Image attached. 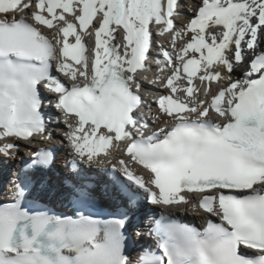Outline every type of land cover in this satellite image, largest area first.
Masks as SVG:
<instances>
[{"label": "snow or ice", "instance_id": "snow-or-ice-1", "mask_svg": "<svg viewBox=\"0 0 264 264\" xmlns=\"http://www.w3.org/2000/svg\"><path fill=\"white\" fill-rule=\"evenodd\" d=\"M151 64L163 91L149 131L136 113ZM42 90L73 159L107 160L127 199L113 218L52 215L26 210V185H16V202L0 205V264H264V0H0L5 161L19 142L52 139ZM110 149L122 155L113 161ZM53 163L41 148L32 171ZM93 194L89 182L72 184L78 205ZM141 194L205 222L162 214L148 229L155 249L132 258Z\"/></svg>", "mask_w": 264, "mask_h": 264}, {"label": "bare ground", "instance_id": "bare-ground-1", "mask_svg": "<svg viewBox=\"0 0 264 264\" xmlns=\"http://www.w3.org/2000/svg\"><path fill=\"white\" fill-rule=\"evenodd\" d=\"M182 2L187 3L188 0H182ZM191 15V13H189ZM180 21H177V24L179 25ZM165 45L167 46V38H165L163 41ZM151 71L145 72L142 74L140 78V83L142 84V91L140 92L141 97L143 98V92L145 90H151L153 94H160L163 90L159 88L158 85H149V77L154 78L155 69L156 66L154 64L150 65ZM56 76H59L58 73L55 72ZM144 77H147L145 79ZM50 98L53 100V97L50 96ZM144 100V99H143ZM146 103L144 106L147 107L149 104L152 105L150 116L144 117L142 114H139L138 116H142L145 121H147L149 125V129L155 128L156 123L154 122V117L157 115V110L155 108L154 102H152L151 99L145 100ZM53 114L55 115L54 119H57L59 113L54 108V106L51 108ZM149 110V109H148ZM53 119V120H54ZM66 130L65 125L61 122H55L51 121L48 124V133L51 134L52 139L50 140H43L40 138L33 139L32 143L26 144L24 142H19V147L17 150V155L14 160H7L5 161L2 156H0V182L5 180L4 178L7 177V175L11 172V169L15 167V165L18 163L19 159H21L24 154L23 152L30 153L33 150L34 146H45V145H56L58 156L57 160L52 164L51 168L47 171H45L43 174L39 176V182L37 185H33L32 189L30 191L31 195H36L40 200H45L46 198H49V203L58 202L60 200H64L65 197L69 194H71V188L67 187L65 185V179H70L71 176L70 173L67 171L66 163L69 158H72V153L66 143H62L63 138V131ZM112 152V156L110 157L111 160H115L117 157L122 155V151L116 150V149H110ZM27 157V156H26ZM109 164L107 160L105 161V164L103 166L97 165V164H91L90 170H80V174H95V182L99 186V190H93L94 195L97 197V199L102 202L104 205L108 204L107 199L111 196V199L113 201H123L122 197L114 190L109 189L106 184H109L106 175L99 172V169H103L107 167ZM41 184V186H40ZM101 185V186H100ZM35 186V189H34ZM56 205V204H55ZM162 210H167L170 212H174L176 216H181L183 219H190V220H199L202 224L205 222L202 215H197L191 210H181L176 211L173 209H166L162 207H155L150 204L142 203L140 204L139 208H135L132 210V217L133 220L136 222V225L139 226L140 230L143 232V236L140 238H137L133 228L130 226L129 228V234L131 238L133 239L134 246L132 248V251L130 253V257L135 258L136 257V250H139L141 248H145L148 241V235L146 234L147 227L153 220L154 216L161 213ZM214 218V217H213Z\"/></svg>", "mask_w": 264, "mask_h": 264}]
</instances>
